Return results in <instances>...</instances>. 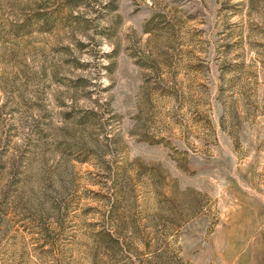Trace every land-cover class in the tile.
I'll return each instance as SVG.
<instances>
[{
	"label": "rangeland",
	"instance_id": "obj_1",
	"mask_svg": "<svg viewBox=\"0 0 264 264\" xmlns=\"http://www.w3.org/2000/svg\"><path fill=\"white\" fill-rule=\"evenodd\" d=\"M0 264H264V0H0Z\"/></svg>",
	"mask_w": 264,
	"mask_h": 264
}]
</instances>
